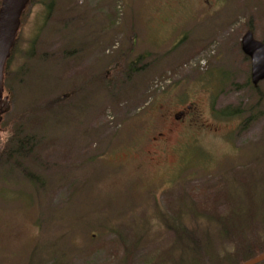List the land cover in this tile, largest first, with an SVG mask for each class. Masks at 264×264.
<instances>
[{"label": "rangeland", "instance_id": "374dc122", "mask_svg": "<svg viewBox=\"0 0 264 264\" xmlns=\"http://www.w3.org/2000/svg\"><path fill=\"white\" fill-rule=\"evenodd\" d=\"M246 31L264 43V0H32L4 82L0 264H241L235 244L263 245ZM184 105L195 124L166 134Z\"/></svg>", "mask_w": 264, "mask_h": 264}, {"label": "water", "instance_id": "95a60500", "mask_svg": "<svg viewBox=\"0 0 264 264\" xmlns=\"http://www.w3.org/2000/svg\"><path fill=\"white\" fill-rule=\"evenodd\" d=\"M29 1L0 0V94L3 86L4 65L15 41L20 17ZM240 44L242 52L250 59L251 83L257 86L264 80V43L254 39L251 31H246ZM262 261H264V252L241 264H258Z\"/></svg>", "mask_w": 264, "mask_h": 264}, {"label": "trees", "instance_id": "16d2710c", "mask_svg": "<svg viewBox=\"0 0 264 264\" xmlns=\"http://www.w3.org/2000/svg\"><path fill=\"white\" fill-rule=\"evenodd\" d=\"M31 2H32V0L29 1V3H31ZM21 17H22V15H21ZM21 17H20V19H21ZM16 35H17V33H16ZM15 41H16V37H15ZM15 41H14V44H15ZM14 44H13L12 48L10 49V54H9L8 58L6 59V62H5V65H4V69H3V86H2V90H1V94H0V104L1 103L2 104L6 103L7 106L5 107L4 110H2L0 112V122H1V119H2V115L5 114L8 111V109L6 110V108L8 107V99H7L6 96H3V91L5 90L4 82H5V78H6V68H7L8 60H9V58H10L12 52H13ZM19 135L20 134H18L17 138L15 139V144L22 145V147L19 146L17 149H14V148L10 149V151L13 152V153H15L14 151L21 152V153L22 152L23 153L27 152V150L23 151L24 150L23 149V142L25 140H24V138L19 137ZM10 151H9V153H10ZM25 155H26V153H25ZM249 212H251V211L249 210ZM247 216H248V214H247ZM230 222H228V224H226V225H229ZM226 225H224V223L222 224V226H224V227H226ZM227 230H229V227H227ZM227 230H226V232H227ZM243 231H244V229H241L240 233L242 234ZM241 243H242V245L241 244H235L234 248L236 249V251L237 250L239 251V255H237V256L241 257L244 262L249 260V259H251V258H253V257H255V256H257V255H259L260 253L264 252V244L262 245V243H258V242H254V243L241 242Z\"/></svg>", "mask_w": 264, "mask_h": 264}, {"label": "flooded vegetation", "instance_id": "af4514ba", "mask_svg": "<svg viewBox=\"0 0 264 264\" xmlns=\"http://www.w3.org/2000/svg\"><path fill=\"white\" fill-rule=\"evenodd\" d=\"M163 123H167L165 130L166 134L173 133L174 131H179L183 128H192L196 121V108L190 105H184L175 111H168L165 115H162ZM165 132H157L156 135L152 137V140L157 141L158 139H163Z\"/></svg>", "mask_w": 264, "mask_h": 264}, {"label": "crops", "instance_id": "0c3cea01", "mask_svg": "<svg viewBox=\"0 0 264 264\" xmlns=\"http://www.w3.org/2000/svg\"><path fill=\"white\" fill-rule=\"evenodd\" d=\"M135 5V4H134Z\"/></svg>", "mask_w": 264, "mask_h": 264}]
</instances>
